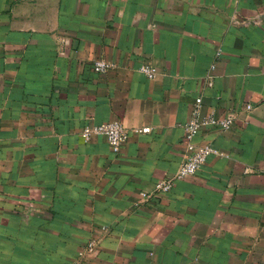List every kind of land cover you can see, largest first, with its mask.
<instances>
[{"label": "crops", "instance_id": "0c3cea01", "mask_svg": "<svg viewBox=\"0 0 264 264\" xmlns=\"http://www.w3.org/2000/svg\"><path fill=\"white\" fill-rule=\"evenodd\" d=\"M197 96L199 118L235 113L194 136L218 152L139 201ZM110 119L118 152L81 135ZM90 239L77 264H264V0H0V264H68Z\"/></svg>", "mask_w": 264, "mask_h": 264}, {"label": "built area", "instance_id": "2783aa9c", "mask_svg": "<svg viewBox=\"0 0 264 264\" xmlns=\"http://www.w3.org/2000/svg\"><path fill=\"white\" fill-rule=\"evenodd\" d=\"M112 63L103 58H96L93 62L95 71H106ZM148 77H153L156 69L152 64L144 63L140 66ZM201 97L197 96L194 102L193 115L184 124V144L185 153L181 162L175 171L169 175L157 179L150 189L141 192L139 201H144L155 194L164 193L168 191L177 179L193 174L205 162L210 153H217V149L208 143L194 142V136L202 125H212L222 129L230 127L235 119L233 110H228L222 117H214L212 115L199 118L197 116ZM251 105L248 103L246 108L249 109ZM149 126H142L140 131H148ZM104 135L115 152H118L121 146L125 143L128 133L119 119H110L101 123L85 124L81 128V135L84 139L90 138L92 135ZM97 249L95 240H88L83 249L78 252V258L68 264H77L86 254H92Z\"/></svg>", "mask_w": 264, "mask_h": 264}]
</instances>
